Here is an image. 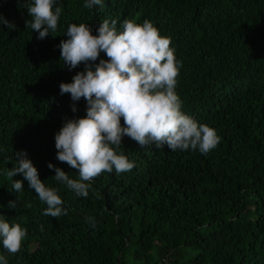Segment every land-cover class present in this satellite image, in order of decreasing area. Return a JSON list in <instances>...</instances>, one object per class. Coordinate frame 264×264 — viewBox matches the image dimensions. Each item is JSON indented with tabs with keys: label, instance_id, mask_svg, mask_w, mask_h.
<instances>
[{
	"label": "trees",
	"instance_id": "1",
	"mask_svg": "<svg viewBox=\"0 0 264 264\" xmlns=\"http://www.w3.org/2000/svg\"><path fill=\"white\" fill-rule=\"evenodd\" d=\"M30 3L0 0V14L16 26L0 24V218L27 230L18 253L0 242L7 264H264V0H102L91 9L85 0H56L58 28L43 39L25 24ZM105 19H115L118 32L125 20H148L170 38L182 65V111L220 140L201 154L124 137L117 151L134 167L102 173L82 197L47 166L78 178L57 160L54 137L66 119L86 115L83 98L60 94V83L85 66L70 70L59 45L69 24L95 34ZM21 150L57 189L66 215H44L47 205L23 175L7 176ZM16 179L24 185L18 193Z\"/></svg>",
	"mask_w": 264,
	"mask_h": 264
},
{
	"label": "clouds",
	"instance_id": "2",
	"mask_svg": "<svg viewBox=\"0 0 264 264\" xmlns=\"http://www.w3.org/2000/svg\"><path fill=\"white\" fill-rule=\"evenodd\" d=\"M55 4L56 0H32L27 6L30 20L25 24L38 32L37 39L45 38L49 31H57L62 9L58 6L54 9ZM95 6L103 7L102 0H85L83 4L85 9ZM0 24L10 30L16 27L2 14ZM116 25L115 19L111 22L105 19L93 34L85 23L69 24L68 39L59 45L60 60L70 70L80 64L85 66L70 83L61 82L59 88L61 95L69 94L74 102L83 98L86 115L66 119L54 137L57 160L76 169L78 178H71L51 162L47 166L54 169V180L77 196L87 197L90 182L102 173L115 170L120 174L134 167L117 151L124 137L140 147L166 145L172 151L198 149L201 154L210 152L220 140L215 129L182 111V100L176 92L182 65L170 47V38L162 36L148 20L142 24L125 20L119 32ZM100 53L107 59L100 58ZM72 111H77L75 104ZM16 157L17 163L7 176L23 175L29 188L47 205L44 215L54 218L66 215L57 189L46 186L39 178L26 151L17 152ZM23 189L22 180H12L11 191L18 193ZM16 206V201L9 202V208ZM86 221L95 228L94 217H86ZM26 236L27 230L20 224L0 218V242L8 253H18ZM0 264H7L3 255Z\"/></svg>",
	"mask_w": 264,
	"mask_h": 264
}]
</instances>
